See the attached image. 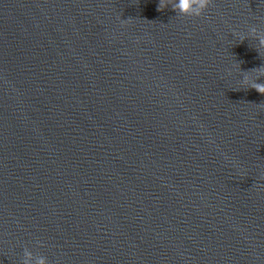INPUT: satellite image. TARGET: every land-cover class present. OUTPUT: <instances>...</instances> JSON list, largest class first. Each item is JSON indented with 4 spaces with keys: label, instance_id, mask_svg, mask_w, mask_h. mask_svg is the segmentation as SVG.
Here are the masks:
<instances>
[{
    "label": "water",
    "instance_id": "obj_1",
    "mask_svg": "<svg viewBox=\"0 0 264 264\" xmlns=\"http://www.w3.org/2000/svg\"><path fill=\"white\" fill-rule=\"evenodd\" d=\"M159 3L0 0V264H264L255 26Z\"/></svg>",
    "mask_w": 264,
    "mask_h": 264
},
{
    "label": "clouds",
    "instance_id": "obj_2",
    "mask_svg": "<svg viewBox=\"0 0 264 264\" xmlns=\"http://www.w3.org/2000/svg\"><path fill=\"white\" fill-rule=\"evenodd\" d=\"M169 2L172 3V9L180 16L200 17L207 10L211 0H160L159 10L161 8L166 9ZM261 2L264 3V0H261ZM249 33L257 37L261 48L264 49V33L259 32L255 27H251ZM236 35L239 39H244V35ZM256 72L258 75H264V68H260ZM242 84L250 86L258 93L264 95V84L257 83L251 76L245 75ZM23 264H48V262L45 257L39 256L34 258L30 251L25 250Z\"/></svg>",
    "mask_w": 264,
    "mask_h": 264
}]
</instances>
